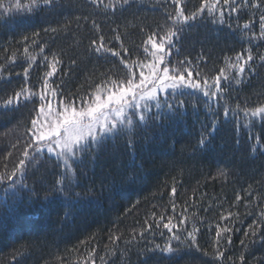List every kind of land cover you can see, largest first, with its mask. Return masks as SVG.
I'll use <instances>...</instances> for the list:
<instances>
[{"label":"trees","instance_id":"trees-1","mask_svg":"<svg viewBox=\"0 0 264 264\" xmlns=\"http://www.w3.org/2000/svg\"><path fill=\"white\" fill-rule=\"evenodd\" d=\"M109 2L93 5L90 0H57L58 6L0 23V64L5 65L0 75V102L14 95L25 82V46L36 57L29 69L28 86L39 90L43 73L48 70L43 56L50 59L56 53L62 64L50 83L59 84L65 98L69 92H90L102 78L101 73L106 74L103 78L122 75L119 58L94 51L91 41H98L101 35L107 47L120 51L115 39L119 32L129 49L127 54H121L128 60L139 58L147 63L141 47L147 36L141 29L150 34L167 21L165 8L172 13L175 6L171 0H129L123 8L105 10ZM258 2L260 6L256 7L257 0H248L246 5L244 0H237L244 6L230 16L226 14L222 24L207 12L192 21L179 35V52L172 51L169 66L187 59L212 76L225 67L226 58L235 62L238 53L251 48L253 61L245 66L241 83L233 80L228 86L222 81L221 87H228L225 98L231 107L239 103L241 108H254L264 103V61L259 59L264 55V38L259 35L264 0ZM200 3L201 0H183L182 6L187 14ZM93 21L99 25L98 30ZM249 22L250 30L244 28ZM51 28L58 31L45 32ZM33 33H39L35 45L31 42ZM253 33L257 39L249 41ZM24 36L30 39L25 42ZM13 53L16 61L11 63L7 58ZM249 68L255 71L249 72ZM226 72L237 76L235 69ZM59 99L58 96L57 102ZM181 99L184 115L150 120L147 127L133 133V146L120 137L115 142L108 141L92 157L85 154L84 163L74 165L77 183L73 191L67 192L70 199L51 191L62 171L54 159L46 154L35 167L30 165L24 177L28 187L19 197L0 206V264H83L93 248L95 264H221L212 255L204 256L195 250H184L169 258L150 249L155 244L163 246L169 236L162 226H155L160 215L166 217L165 222L173 216L176 223L184 212L189 230L193 223L199 228L196 242L200 248L212 253L215 225L228 223L219 219L228 211L239 215L234 217L238 222L233 227L232 243H222L226 249L223 264H241V254L243 264H264V227L255 237L245 236L248 226L264 211V117L248 121L243 113L233 117L231 112L225 117L222 107L212 105L210 111L201 95ZM34 107H38L36 98L33 102L22 101L11 110L0 109V172L6 171L5 165L10 172L21 158L23 141L27 139L24 133L31 126ZM155 112L153 107L151 115ZM202 136H207L204 145L199 143ZM18 139L22 143L13 148ZM220 171L225 176H218ZM173 186L177 190L174 197L170 195ZM6 187L7 181L0 184V191ZM237 195L241 197L239 202ZM172 203L176 204L175 213ZM147 224L153 228L141 238L138 233ZM134 230L136 239L126 244L132 240ZM112 235L120 237L115 244L109 240Z\"/></svg>","mask_w":264,"mask_h":264},{"label":"snow or ice","instance_id":"snow-or-ice-1","mask_svg":"<svg viewBox=\"0 0 264 264\" xmlns=\"http://www.w3.org/2000/svg\"><path fill=\"white\" fill-rule=\"evenodd\" d=\"M90 2L93 5H98L103 0H90ZM171 3L175 9L174 12L168 13L165 8L167 21L164 24L159 25L150 34L145 29H141L147 36L141 45L145 56L148 58L147 63L139 58L128 60L125 55L121 54L122 52L127 54L129 49L124 46L119 32L116 33L115 39L120 43V51L107 47L102 35L98 41H91L96 53L110 54L119 58L121 65H123V73L115 79L112 75L103 78L106 74L101 73L100 81L86 94L69 92L65 98L60 85L53 86L50 83V79L56 76L58 67L62 64V60L56 53H53L50 59L48 56H43V64L48 70L43 73L39 90L33 91L28 86L27 80L29 69L36 63V57L29 54L27 46L24 47V59L28 63V67L23 71L25 82L14 95H9L0 102V109L11 110L18 107L22 101L33 102L34 98L38 100V107H34V116L30 120L31 126L24 133L27 139L23 141L24 147L21 151V158L10 172L7 171V165H5L6 171L0 172V184L7 181V187L0 191V206L5 205L8 199L19 197L23 189L28 187L24 183V177L29 166L35 167L36 163L43 160L46 154L48 158L54 159L57 166L62 169L61 175L51 191L57 193L58 196L70 199L67 192L73 191L77 183L74 165H82L85 154L92 157L93 153L99 151L108 141L115 142L120 137H123L130 147L133 146V133L137 128L147 127L150 120L159 121L162 117L168 119L177 115H184L182 111L184 100L181 97L201 95L205 98V106L210 111L212 105H216L217 108L222 107L225 117H228L230 112L233 117L243 113L244 118L248 121L257 117H264V103H260L254 108H241L239 103L235 107H231L225 98L228 87H221L222 81L226 82L228 86L233 80L236 84L241 83L245 66L253 61L251 48L246 53H238L235 62H232V58H226L225 67L220 68L212 76L205 74L198 68V65H193L190 60L177 61L175 65L170 67L168 59L174 49L177 53L179 52V49L176 48V41L184 28L190 25L192 21L207 12L210 16L217 17V23H225V15L230 16L233 12L239 11L242 6L248 3V0H244V5L237 3V0H201L195 11L187 14L182 6L183 0H171ZM128 4L129 0H110L104 7L105 10H114L117 6L123 8ZM55 6H58L57 0H28L27 3H22L21 0H13L9 4L0 0V23H8L17 15L30 16L41 8ZM255 6H260L258 0ZM4 13H7V16ZM259 19V35L260 38H264V15H261ZM250 23H246L244 28L250 30ZM93 25L97 30L99 29V25L95 21H93ZM62 27L66 29L67 25ZM48 31L55 33L58 29H45V32ZM38 37L39 33L32 34L31 42L33 45L37 44ZM29 39L28 36L23 37L25 42ZM253 39H257L254 33L249 41ZM40 52H44V46L40 47ZM7 59L14 63L16 61L15 53ZM259 59L264 61V55H261ZM72 63L74 64L75 61ZM4 67L5 65L0 64V75L3 74ZM135 69L140 71L137 73ZM226 69H235L237 76L231 77ZM145 71H147V75ZM254 71V68H249V72ZM61 83H63L62 80ZM161 94H163V99H161ZM58 96L60 99L57 102ZM218 97L219 99H217ZM193 106L195 107V105ZM153 107L156 109L155 115H151ZM215 128L216 121L214 120L213 132ZM206 140L207 136H202L199 141L200 145H204ZM21 143L22 141L18 139L12 147L16 148ZM11 155V152L7 153V156L10 157ZM217 175L223 177L225 173L220 171ZM14 177L17 179H13ZM89 190L91 191V189ZM176 191V187L173 186L170 195L174 197ZM75 196L79 197L80 193H75ZM47 198L46 196L45 199ZM240 200L241 197L237 195L236 201L239 202ZM245 206L247 207V205ZM171 208L175 213L176 204L172 203ZM238 215V213L231 211H228L226 215L223 213L220 215V221H228V223L223 224V226L220 223L215 225L212 253L200 248L196 242V234L199 232V228L193 223L189 230L188 217L184 212L180 213V219L176 223L173 222V216L167 217V222H165L166 217L160 215L155 226L157 228L162 226L168 231L169 236L163 246L155 244L150 251L159 250L171 258L180 255L184 250L189 252L195 250L202 252L204 256L212 255L215 260L223 264L226 249L222 247V243L224 245L232 243L233 227L238 222L234 217H238ZM153 216L155 217V213ZM261 227H264V211L259 213L257 221L248 226L245 236L255 237ZM152 228V224H147L146 228L140 231L138 235L143 238L145 232H150ZM136 235L134 230L132 240L125 241V243L131 244L136 239ZM160 235H163V232ZM119 239L120 237L115 235L109 237L113 244ZM173 241L177 243L176 247H173ZM249 242H252L251 239ZM240 243L244 245L245 241L241 240ZM94 253L95 248L88 253V260H84L83 264H95ZM239 260L243 264V254L239 256Z\"/></svg>","mask_w":264,"mask_h":264},{"label":"rangeland","instance_id":"rangeland-1","mask_svg":"<svg viewBox=\"0 0 264 264\" xmlns=\"http://www.w3.org/2000/svg\"><path fill=\"white\" fill-rule=\"evenodd\" d=\"M145 74L147 75V71H145ZM170 91V90H169ZM162 96H163V94H161ZM54 104H55V102H54Z\"/></svg>","mask_w":264,"mask_h":264}]
</instances>
